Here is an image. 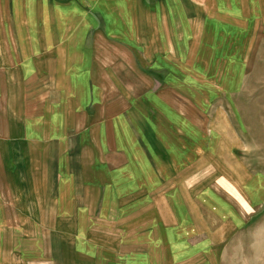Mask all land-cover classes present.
<instances>
[{
	"label": "crops",
	"instance_id": "1",
	"mask_svg": "<svg viewBox=\"0 0 264 264\" xmlns=\"http://www.w3.org/2000/svg\"><path fill=\"white\" fill-rule=\"evenodd\" d=\"M262 32L264 0H0V99L19 92L29 99L26 121L40 131L29 136L0 112V264H220L215 249L226 235L210 223L201 230L190 222L191 235L180 237L175 221L158 219L149 234L128 241L137 245L127 251L110 236L83 237L81 212L96 209L83 208L84 198L111 190L104 187L111 180L87 174L84 165L96 172L97 163L112 162L118 173L120 167L133 172L137 163L144 191L151 177L174 184L177 148L192 157L194 142L193 126L177 135L172 83L191 73L224 83L228 64L241 62L235 54L250 51L247 45ZM154 69L161 80L149 73ZM227 137L231 147L237 144L225 114L217 112L210 134L214 155ZM147 185L148 194L156 192ZM176 190L185 194L186 188ZM47 196L55 204L43 208ZM7 208L14 217L2 214ZM47 227H57L58 236L35 234ZM66 227L75 230L72 240Z\"/></svg>",
	"mask_w": 264,
	"mask_h": 264
},
{
	"label": "rangeland",
	"instance_id": "2",
	"mask_svg": "<svg viewBox=\"0 0 264 264\" xmlns=\"http://www.w3.org/2000/svg\"><path fill=\"white\" fill-rule=\"evenodd\" d=\"M99 22L103 27V21ZM247 46H251L250 51L235 54V58L240 57L241 62L230 61V65L225 68L226 76L222 84L200 80L194 73L183 76L188 81L177 77L172 83V121L177 126V135L180 134L179 130L185 129L186 124L193 126L189 129L193 131L190 140L194 142L192 157L185 147L177 148L178 154L172 163L174 168L171 173L174 184L151 177L144 191L143 186L138 185L141 179H138L137 163L133 172L130 168L126 171L120 167L118 173L112 171V162L97 163L99 167L96 172L90 166L92 164L84 165L87 174L95 178L104 174L106 179L102 176L103 180H111L104 186L111 190L109 194L104 190L102 196L98 193L90 201L84 198L83 208L85 205H94L96 209L91 214L81 212L82 226L78 231L83 237L91 236V232L93 237L98 234L99 240H103L101 235L110 236L111 242L115 238L117 242L122 241L123 251H127L137 245H128V241L137 242L139 234H149L154 230L151 223L158 219L175 221L180 237L191 235L186 228L190 222L199 226V229L210 223L212 226L220 225V230L226 235L225 241L215 249L220 255V264H264V33ZM149 73L156 79L163 78L155 69L149 70ZM20 94L10 100L1 98L0 112L4 113L6 119L24 125V132L29 136H39L40 131L33 123L26 121L29 99H22ZM19 104L22 113L20 119L15 114ZM37 108L36 104V111ZM217 112L225 114L238 137L233 147L230 146L232 139L227 137L219 146V156L213 154L210 145L213 119ZM176 140L178 146L181 139ZM106 150L108 154L110 146ZM200 150L204 151L208 160L199 157ZM3 155L0 148V156ZM167 165L170 164L163 162L164 167ZM62 167L65 173L71 172V165ZM13 168L12 163L5 164V171L10 172ZM145 172L150 174L148 169ZM148 183L156 192L152 190L148 194ZM180 185L186 188L185 194L176 193ZM4 191L3 186L0 188V198L5 201ZM172 191L175 193H169ZM44 198L46 196L41 197V200ZM52 198L55 202L59 199L54 195ZM50 199L47 196L42 201L43 208L49 203L55 204ZM70 199L72 197H66V200ZM2 214L14 217L9 208L3 209ZM38 214L35 213L37 219ZM64 231L66 237L72 240L74 228L66 227ZM57 232V227L35 229V234L43 238L58 236ZM98 257H101L100 252Z\"/></svg>",
	"mask_w": 264,
	"mask_h": 264
}]
</instances>
